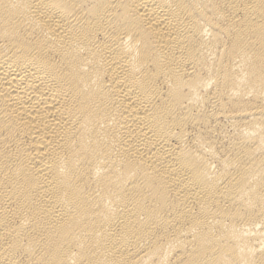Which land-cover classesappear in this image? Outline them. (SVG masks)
Wrapping results in <instances>:
<instances>
[{
  "label": "bare ground",
  "instance_id": "bare-ground-1",
  "mask_svg": "<svg viewBox=\"0 0 264 264\" xmlns=\"http://www.w3.org/2000/svg\"><path fill=\"white\" fill-rule=\"evenodd\" d=\"M0 264H264V0H0Z\"/></svg>",
  "mask_w": 264,
  "mask_h": 264
}]
</instances>
